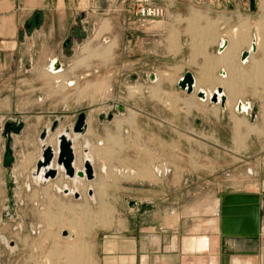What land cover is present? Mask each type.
Segmentation results:
<instances>
[{
    "label": "crops",
    "instance_id": "0c3cea01",
    "mask_svg": "<svg viewBox=\"0 0 264 264\" xmlns=\"http://www.w3.org/2000/svg\"><path fill=\"white\" fill-rule=\"evenodd\" d=\"M134 1L0 0V115L38 123L51 114L45 105H63V118L78 105L98 104L76 95L95 82L80 64L89 51L76 55L71 47L103 39L95 86L101 104L110 102V77L116 87L123 144L115 162L103 147L84 152L96 174L112 165L125 170L132 150L136 177L119 183L113 199L97 196L116 213L95 238L96 264H264V222L256 254L234 252L238 246L220 227L221 197L259 193L264 182V0H255V11L247 0H154L165 14L146 27L137 23ZM104 24L114 32L96 36L91 27ZM186 73L194 78L192 92L179 86ZM239 101L250 102V115L236 111ZM74 154L76 161L75 147Z\"/></svg>",
    "mask_w": 264,
    "mask_h": 264
},
{
    "label": "rangeland",
    "instance_id": "374dc122",
    "mask_svg": "<svg viewBox=\"0 0 264 264\" xmlns=\"http://www.w3.org/2000/svg\"><path fill=\"white\" fill-rule=\"evenodd\" d=\"M160 1L163 2L164 0ZM91 28L93 31L97 29L96 36L106 32L110 34L115 30L111 24H104L103 27L99 26V28L92 26ZM81 44L79 43L78 47H71L73 49L71 53L80 55V52H83L86 47L84 51L89 52L83 60L85 63L80 64L91 68L89 72L92 73L89 74L88 80L95 83L92 85L93 89H78L76 95L78 99L88 97L86 101L89 99L94 103H99L92 106L85 103L78 105L74 108L76 112L73 115H67L63 118L58 117L59 113L66 110L63 105H45L43 111L51 114L40 118L39 125L35 121H22L24 123L22 132L17 135L12 134L11 148L14 151V162L10 168L11 187H9L7 179V170L3 167L6 148L3 130L7 122H17L20 119L18 118L19 114L7 117L0 115V264H72L74 260L76 262L73 264H96L95 238L97 233L105 232L112 227L116 213L112 202L97 201V196L113 199L120 191L119 183L130 181L136 177L132 150L131 155H129L130 159L125 161V170L117 169L116 165H112L109 169L98 170L96 174L94 172V178L91 181L85 178L79 180L75 186L64 172L56 174V177L48 183L36 182L33 177V170L37 167L36 162L39 159L37 152L41 151L39 150L41 148L40 135L44 128H51L54 123H57L56 127L53 131H49V136H47L49 144L52 147L56 146L57 134L68 129L71 136L75 138L73 145L76 149L77 162L81 159V162H78L79 169H82L83 151L87 145L99 152L101 151L98 149L100 147L107 149L106 157L115 162L116 154L113 152L116 151L118 145L122 146L123 144V138H117V108L113 105L116 102V87L111 85L110 77V102L101 104V90L98 88L100 83H98V87L95 86L97 85L96 81H100L101 47H106V44L103 39L94 43L89 42L87 45ZM108 58L105 59V62L109 60L111 63L113 58L110 52ZM79 62L76 63V66L80 65ZM8 76L6 75L5 78ZM80 86L82 85L80 84ZM0 88H2L0 92L4 95L3 85ZM12 92L15 93V91ZM19 98L20 94H15V99L18 100ZM22 108L21 106L13 107L14 112L20 111ZM3 109L5 107L0 106V111ZM82 112L86 116V128L81 135H78L73 132V126ZM109 114H113L111 120L99 119L101 115L107 116ZM105 133L108 136L105 137ZM125 142H127L125 145L133 146L132 139H128V141L126 139ZM64 184L68 185L70 189L75 187L79 197L76 198L75 194L61 192ZM90 190L91 196L89 195ZM85 207L88 208V212H84ZM100 208L104 209L103 211L107 209L104 216L101 215L102 217L100 216L101 212H99ZM72 223L74 226L77 224V227L72 226ZM63 231L68 234L63 236ZM78 248L81 250L78 251Z\"/></svg>",
    "mask_w": 264,
    "mask_h": 264
},
{
    "label": "water",
    "instance_id": "95a60500",
    "mask_svg": "<svg viewBox=\"0 0 264 264\" xmlns=\"http://www.w3.org/2000/svg\"><path fill=\"white\" fill-rule=\"evenodd\" d=\"M246 1V0H245ZM249 2V9L255 11V0H247ZM248 56V52L245 51L242 54V59ZM179 86L182 89H187L188 92H192L194 89V78L191 73H186L183 79L179 82ZM222 94V89L219 88L216 95L211 97L212 102H217L218 95ZM200 98H205V94L199 93ZM117 110L123 111L122 106L115 105ZM111 120L113 114L107 116L101 115L99 119ZM57 123H54L49 131H53ZM24 128V123L22 121H9L5 124L3 130V136L6 139V148L3 157V167L7 170V179L9 187L12 186L10 168L14 162L13 150L11 148L12 134H20ZM86 128V116L82 112L79 114L78 119L73 126V132L76 134H81ZM69 133V130H65ZM48 136V130H44L40 139L45 140ZM58 149L57 155L52 146H46L42 150V160L37 163V172H40L42 166L46 169L44 174L45 178H55L58 172L51 168L54 158L56 164L62 167L64 174L73 178L74 176L80 178H86L91 181L94 178V169L89 161L84 164V171L75 170L74 168V150L73 141L67 137L65 133H62L58 137ZM49 172V174H47ZM68 193L67 190H65ZM75 197H79V193H74ZM89 195H92L91 190ZM221 234L224 240L228 243H232L236 247V253H246V254H256L258 252L259 237L262 233V222H264V182L261 186V191L259 193H230L225 194L221 197ZM68 233L66 231L62 232L63 236ZM244 245V246H242ZM242 246V247H241ZM241 247V249H239ZM246 248H250L247 249Z\"/></svg>",
    "mask_w": 264,
    "mask_h": 264
},
{
    "label": "bare ground",
    "instance_id": "6f19581e",
    "mask_svg": "<svg viewBox=\"0 0 264 264\" xmlns=\"http://www.w3.org/2000/svg\"><path fill=\"white\" fill-rule=\"evenodd\" d=\"M262 5V4H261ZM263 11V10H262ZM262 21V20H261ZM244 23V22H243ZM261 23V22H260ZM264 23V22H263ZM241 24H239V26H240ZM257 25V24H256ZM264 25V24H263ZM243 26V25H242ZM258 26H260V25H258ZM103 27V26H102ZM247 26L245 25V27H243L244 29L246 28ZM249 27V26H248ZM247 27V28H248ZM261 27V26H260ZM247 28H246V30H247ZM240 29V28H239ZM256 29H257V27H256ZM258 29H259V27H258ZM262 29H264L263 27H262ZM235 30V29H234ZM241 30H242V28H241ZM241 30H240V32H241ZM246 30L244 31V32H246ZM236 31H237V29H236ZM248 32V31H247ZM236 33V32H235ZM239 33V32H238ZM237 33V34H238ZM262 33L263 34H261V35H264V31H262ZM240 34V33H239ZM241 34H242V32H241ZM243 35H244V33H243ZM258 35H259V33H258ZM258 35H257V37H258ZM239 36H241V35H239ZM245 36V35H244ZM231 37V36H230ZM242 38V37H241ZM231 39V38H230ZM237 39V38H236ZM98 40V39H97ZM232 40V39H231ZM259 40V39H258ZM236 41V40H235ZM245 41V40H244ZM247 41V40H246ZM239 42V41H238ZM237 42V43H238ZM260 42V41H259ZM91 43V42H90ZM89 44V43H88ZM235 44H236V42H235ZM110 46V45H109ZM111 47V46H110ZM233 47V46H232ZM237 47V46H236ZM235 47V48H236ZM86 48V47H85ZM84 48V50H86ZM83 50V52H85ZM109 51H110V49H109ZM82 52V51H81ZM82 52V53H83ZM105 52H106V50H105ZM107 53V52H106ZM231 53V52H230ZM86 54V53H85ZM228 54V53H227ZM231 56H232V54H230ZM90 59V58H89ZM227 60V59H226ZM215 61V60H214ZM213 62V61H212ZM56 64H57V61H54L52 64H51V70H55L56 69ZM206 65H207V63H206ZM210 66V65H209ZM206 67V66H205ZM205 67H204V69H205ZM210 69V68H209ZM239 70V69H238ZM53 72V71H52ZM238 74V73H237ZM208 75V74H207ZM205 82V81H204ZM228 84V83H227ZM233 85V84H232ZM234 88V87H233ZM235 89V88H234ZM129 92H131L130 90H129ZM232 92V91H231ZM234 92V91H233ZM211 97V96H210ZM233 98V97H232ZM49 129L50 128H46V130H48V135H49ZM62 133H65L66 135H67V137L68 138H70L72 141H73V144H74V141H75V138L74 137H72L71 135H70V133H67L65 130L64 131H62L60 134H62ZM60 134H58L57 135V137H56V150L54 149V147H53V149H54V151H55V155H57V149H58V137H59V135ZM78 135H81L80 133L78 134ZM78 135H75V136H78ZM46 140V139H45ZM45 140H40L41 142H42V150L46 147V146H51L50 144L48 145V144H45ZM88 146V145H87ZM120 149V148H119ZM73 150H74V147H73ZM75 155V154H74ZM78 159V158H77ZM40 160H42V156H41V158L39 159V161ZM38 161V162H39ZM87 161H89L90 163H91V161H90V159L89 158H86V155H85V152L83 151V165H82V169H79L80 167H78L77 166V160L75 161L74 160V163H73V165H74V168H75V170H81V171H84V164H85V162H87ZM79 162H81V159L79 160ZM92 165V164H91ZM93 167V166H92ZM51 168L52 169H54V170H56L59 174L60 173H63V169H62V167H60V166H58L57 164H56V162H52V165H51ZM38 170H37V167L35 168V170L33 171V176L38 180V181H40V182H44V183H48L49 181H52V179L51 178H45L44 177V174L46 173V169L44 168V166H42L41 167V169H40V172L38 173L37 172ZM47 174H49V172L47 173ZM67 177V176H66ZM67 178H69V177H67ZM71 181H72V184L75 186L76 185V183L79 181V180H82V179H85V177L84 178H80V177H76V176H74L73 178H69ZM58 190H60L59 188H58ZM65 190H67L68 191V193H66V191ZM83 190V189H82ZM61 192H63L64 194H72V195H74V193H76L77 192V189L74 187V188H72V189H70L69 187H68V185H66V184H64L63 186H62V188H61V190H60ZM91 196V195H90ZM102 205V204H101ZM88 206V205H87ZM83 207V206H82ZM89 207V206H88ZM74 208V207H73ZM82 209V208H81ZM80 209V210H81ZM206 209V208H205ZM208 209V208H207ZM72 210H74V209H72ZM104 209H101L100 208V211L99 212H101L100 213V216L102 215V216H104V212L107 210H105V211H103ZM210 210V209H209ZM213 210H214V208H213ZM212 210V211H213ZM88 212V208L87 207H85L84 208V212ZM204 211V210H203ZM87 215V214H86ZM99 216V215H98ZM101 216V217H102ZM52 217V216H51ZM85 217V216H84ZM56 218V217H55ZM61 218V217H60ZM96 218V217H95ZM47 219H48V217H47ZM50 219V218H49ZM101 219V218H100ZM74 221V220H73ZM73 221H71V222H73ZM70 222V223H71ZM75 223V222H74ZM74 223H72V226H74ZM76 223H78V222H76ZM77 224H75V226H76ZM59 226V225H58ZM74 226V227H75ZM77 227V226H76ZM69 237L71 238V236L69 235ZM77 246V245H76ZM53 248V247H52ZM80 248V247H79ZM78 248V249H79ZM81 249H79L78 251H80ZM85 251V250H84ZM74 252L76 253V251L74 250ZM84 253V252H83ZM85 254V253H84ZM89 254V253H88ZM75 256H76V254H74ZM84 256V255H83ZM82 256V257H83ZM49 257V256H48ZM77 257V256H76ZM76 257H74V258H76ZM71 259V258H70ZM84 259V258H83ZM68 261V260H67ZM44 262V261H43ZM72 262H73V258H72ZM74 262H76L75 260H74ZM73 262V263H74ZM87 262V261H86ZM67 263V262H66ZM72 263V264H73ZM68 264H70V263H68Z\"/></svg>",
    "mask_w": 264,
    "mask_h": 264
},
{
    "label": "built area",
    "instance_id": "2783aa9c",
    "mask_svg": "<svg viewBox=\"0 0 264 264\" xmlns=\"http://www.w3.org/2000/svg\"><path fill=\"white\" fill-rule=\"evenodd\" d=\"M136 3H137V16H138L137 23L140 27H146L151 21L160 19L165 14V10L163 6L156 4L154 0H136ZM242 63L243 64L248 63V58L246 57L242 59ZM50 71H54V70H50ZM221 76L225 77V73L224 74L222 73ZM236 111L250 115L252 112V107L250 102L239 101L236 106Z\"/></svg>",
    "mask_w": 264,
    "mask_h": 264
}]
</instances>
